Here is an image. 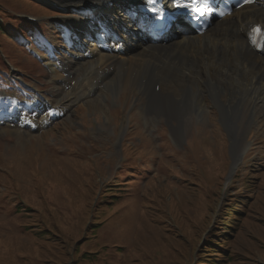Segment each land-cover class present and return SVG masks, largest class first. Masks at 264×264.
Listing matches in <instances>:
<instances>
[{
	"label": "rangeland",
	"instance_id": "374dc122",
	"mask_svg": "<svg viewBox=\"0 0 264 264\" xmlns=\"http://www.w3.org/2000/svg\"><path fill=\"white\" fill-rule=\"evenodd\" d=\"M71 19L83 21L54 2L0 0V264H264V100L246 101L232 130L230 92L204 88L199 112L177 87L198 90L184 74L161 88L174 114L113 76L76 89L84 65L71 53L99 31L69 33ZM29 109L37 126L20 125ZM246 161L258 171L242 188ZM230 207L253 211L237 234ZM213 227L230 247L211 258L200 249Z\"/></svg>",
	"mask_w": 264,
	"mask_h": 264
},
{
	"label": "bare ground",
	"instance_id": "6f19581e",
	"mask_svg": "<svg viewBox=\"0 0 264 264\" xmlns=\"http://www.w3.org/2000/svg\"><path fill=\"white\" fill-rule=\"evenodd\" d=\"M45 1L73 8V11L77 10L82 16L81 22L76 19L65 22L69 33L81 32L85 36H92L93 31H99L96 33L99 43L95 44L94 49L81 47L71 53L72 58L84 65L79 83L74 82L76 89L85 91L95 85L96 79H111L113 76L112 80L116 81L118 78L123 86L124 82L136 85L149 98H168L171 112L174 114L177 103L170 91L167 90V94H164V89L161 91V88L163 85L176 87L170 84V80L178 76L181 78L184 74V79L190 84L197 83L198 90L187 87V84L177 87L184 89L185 96L190 98L192 103L195 102L199 112H203L206 107L201 99L204 88H208L214 96L222 89L230 92V105L225 107V101L222 99L220 102L222 112L225 113L232 130H236L246 101L256 103L258 100H264V51H255L248 39V30L252 24L264 25V0L234 10L230 16L213 23L202 35L190 32L188 27L181 24L167 40L160 42H152L147 19L135 16V7L143 0ZM230 72L236 73L232 76ZM221 78H228V84L230 81L235 82L234 87H225ZM188 90H191V93H187ZM233 101H236L235 105ZM33 105L37 103L34 102ZM149 111L155 114L153 104H150ZM26 113H19L17 110L16 116H19L20 125L29 123L31 126H37L38 113L32 112L31 109ZM21 116L23 121H20ZM45 118L47 119L48 115ZM177 136L180 137L179 133Z\"/></svg>",
	"mask_w": 264,
	"mask_h": 264
},
{
	"label": "trees",
	"instance_id": "16d2710c",
	"mask_svg": "<svg viewBox=\"0 0 264 264\" xmlns=\"http://www.w3.org/2000/svg\"><path fill=\"white\" fill-rule=\"evenodd\" d=\"M254 167V166H253ZM253 167H251V164L248 162V161H246V167L245 168H243V169H241V171L239 172V174L237 175V177L235 178V180H234V182H237V180L239 179V182H240V184L242 185V188H244V186H245V184L246 183H253L250 179H249V176L253 173V172H255V171H258L257 169H251V168H253ZM220 178H221V176L219 177V179H218V181L220 182ZM218 181L215 183V184H217L218 183ZM262 184H264L263 182H262ZM215 186V185H214ZM213 186V187H214ZM210 188H212V187H209L208 188V190H207V192H206V198L208 199V200H210V199H213L214 197H215V193L213 192V190L214 189H210ZM245 189H247L246 187H245ZM209 192V193H208ZM213 192V193H212ZM243 195H242V197L243 196H250L251 195V193L250 192H243L242 193ZM232 195V193L231 194H227V196H231ZM231 202H233V201H231ZM243 212H246V213H242V214H235V213H233V212H235V209H234V207H230V208H228L227 210H226V214L228 215L229 213H231V217L233 218V216H234V219L233 220H235L234 221V223L236 222V224L237 223H241V227H237V226H235V228L234 229H232L233 231H234V233L235 234H237L241 229H242V226H243V224H242V221H245L246 219H248V217L250 216V214H253V211L250 209V208H248V209H243L242 210ZM242 215V216H241ZM224 222V225L223 226H227L226 225V223H225V220L223 221ZM231 224H233V223H231ZM237 225H239V224H237ZM229 227H230V229L232 228L231 227V225H229ZM215 228L216 227H213V229H212V231H211V233L209 234V236H208V238H207V240H206V244H204L205 246H203V249H200V251L201 252H203V253H205V252H209V251H212V254H211V258L213 257L212 255L214 254V252H216V253H219V252H217V251H214V249H212V246H222L223 248H225V246H227L228 248L230 247V245H229V243H222L223 241H226V242H229L230 240L229 239H227V238H225V236L224 235H222V236H220L221 237V241H219L218 239H216V238H213V237H215L216 236V232H214V230H215ZM221 230H224V227H222L221 228ZM234 238V236L232 237V239ZM200 252V253H201ZM221 256H224V254L223 253H219ZM228 259L229 260H232L233 259V255H232V253L230 254V256L228 257ZM212 260H214V259H212ZM226 260V259H225ZM210 261L208 260L207 262H202V260H200L199 261V258H198V261L196 262V264H208Z\"/></svg>",
	"mask_w": 264,
	"mask_h": 264
},
{
	"label": "snow or ice",
	"instance_id": "6c2138e0",
	"mask_svg": "<svg viewBox=\"0 0 264 264\" xmlns=\"http://www.w3.org/2000/svg\"><path fill=\"white\" fill-rule=\"evenodd\" d=\"M149 2L154 3L155 0H149ZM169 3L173 4V6L177 9H183L187 11L189 15L191 13H200L203 15L205 10H211L207 0H192L191 5L188 3H178L175 2V0H169Z\"/></svg>",
	"mask_w": 264,
	"mask_h": 264
}]
</instances>
